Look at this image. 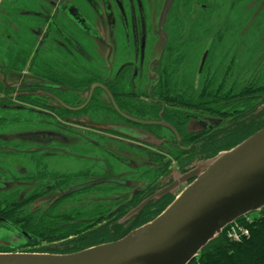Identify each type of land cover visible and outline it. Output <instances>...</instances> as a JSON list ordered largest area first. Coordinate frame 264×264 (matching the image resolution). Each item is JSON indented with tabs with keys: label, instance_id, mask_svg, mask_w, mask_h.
I'll list each match as a JSON object with an SVG mask.
<instances>
[{
	"label": "flooded vegetation",
	"instance_id": "obj_1",
	"mask_svg": "<svg viewBox=\"0 0 264 264\" xmlns=\"http://www.w3.org/2000/svg\"><path fill=\"white\" fill-rule=\"evenodd\" d=\"M255 2L0 0V126L27 128L19 146L3 147L0 134V157L9 156L0 160V226L27 245L66 246L25 252L68 254L123 238L181 187L156 193L264 127V86L239 90L237 61L208 62L211 53L242 49L224 39L260 33L264 0L263 19L246 31L240 12ZM139 170L144 188L128 173ZM109 189L124 193L114 211ZM95 194L106 200L59 212Z\"/></svg>",
	"mask_w": 264,
	"mask_h": 264
},
{
	"label": "water",
	"instance_id": "obj_2",
	"mask_svg": "<svg viewBox=\"0 0 264 264\" xmlns=\"http://www.w3.org/2000/svg\"><path fill=\"white\" fill-rule=\"evenodd\" d=\"M178 187L161 213L117 241L68 254L0 252V264H189L226 226L264 208V127L152 198Z\"/></svg>",
	"mask_w": 264,
	"mask_h": 264
},
{
	"label": "rangeland",
	"instance_id": "obj_3",
	"mask_svg": "<svg viewBox=\"0 0 264 264\" xmlns=\"http://www.w3.org/2000/svg\"><path fill=\"white\" fill-rule=\"evenodd\" d=\"M262 1V0H261ZM260 0H256L255 4L253 5V9L248 7V6H244L243 10H241L240 12L246 17L248 16V22L244 24L243 26V30L246 31L247 26H249V28L252 26L253 23H256L258 17H261L263 19V16H261L259 14V10L262 9V4L263 2H261ZM252 9V10H251ZM240 18H244L242 15L240 16ZM2 30V28L0 27V31ZM6 38H4L2 36V34L0 33V59L3 60V56L6 52V46H2L1 45H5L6 43ZM224 45H232V44H236V45H242V49L238 50V52L236 51L235 53H227L226 56H224L225 53H219V52H214L210 54L209 60L208 62H212V61H216L217 65L219 62H222L224 64H226L228 61L233 60L237 61L238 64V76H237V86L240 89L242 88H246L249 83H252L253 85V81L256 83H254L256 86V88L261 89V93H262V87L264 86V26H261V31L260 33L256 34L255 36H242L240 34V36H233L228 38L226 41L225 39L223 40ZM201 54V51H197V52H193L192 54V69L191 71H193L194 73L196 72L197 69V63H198V59L199 56ZM229 63V62H228ZM230 67L228 66V69ZM248 90H252V89H248ZM246 91V90H245ZM244 118V117H243ZM227 121L229 120L230 122V118H225ZM27 131L26 126H16V127H10L7 126L6 124L1 125L0 126V134H5L7 135V141H5V143L3 145V147H13L15 144L16 146H19L18 144H23V141H21L20 139H18V135L22 132ZM111 147H113L114 149H116L119 152H123L126 153L128 155H137L133 152H131L129 149L124 148L123 146L113 143H110ZM21 147V145H20ZM29 149H31L33 147V144H28ZM27 148V147H25ZM229 150V149H228ZM226 151V150H224ZM7 152V151H6ZM223 151L218 152L217 154H215L212 157H209L207 159H212L214 158L216 155H218L219 153H221ZM5 155V154H4ZM9 156L5 155V156H1L0 160H3L4 162H6L8 160ZM144 159V156L139 159L140 161ZM112 165L117 168L118 164L112 161ZM8 166V165H7ZM65 167V166H64ZM66 167H71V166H66ZM120 169H118L119 171ZM142 170H145V168H143ZM140 171H131L128 172L133 178L137 179L135 180L136 183L138 185H140L141 188H144L146 186V182L144 180H142V178L140 177ZM139 175V176H138ZM140 177V178H138ZM137 185V186H138ZM109 194H106L108 196V200H109V206L111 211H114L115 208L118 207V202L119 199L123 198V191H119V190H113V189H109ZM107 196H101L99 194H95V196L93 197H81L80 200L77 202V200L75 201V199H73V204H64L63 208L59 209V212H62L63 210H68L70 207L73 206H77V205H88V204H93L95 205L97 202H101V200H106ZM36 202L41 203L42 205V210L46 207V205L48 204V201H46L45 198H41L39 200H37ZM80 202V203H79ZM75 203V204H74ZM113 213H111L112 215ZM260 211L255 212V213H250L249 215H247L245 218H242V220L240 221V225L237 224V226H235V229L237 227H239L243 232L249 228V226L253 225V223L260 217ZM100 222V221H99ZM101 224H103V222H101ZM228 230V231H227ZM226 240L230 243L232 241H235L236 243H238L240 240L243 239V237L240 235V230L239 232L237 231V233L232 234L231 230L225 229L223 232ZM239 240V241H237ZM27 240L24 239L21 235H19L16 231H14L13 229L9 228V227H5V226H0V252H25L27 249H49L51 251H61L63 249H65L66 246L61 245V244H52L54 242L51 243H46L47 245H45V243H39V244H34V245H27ZM48 244H51L48 246ZM197 258V257H196Z\"/></svg>",
	"mask_w": 264,
	"mask_h": 264
},
{
	"label": "trees",
	"instance_id": "obj_4",
	"mask_svg": "<svg viewBox=\"0 0 264 264\" xmlns=\"http://www.w3.org/2000/svg\"><path fill=\"white\" fill-rule=\"evenodd\" d=\"M239 134L249 132L241 129ZM238 135V133H237ZM260 217L249 226L248 236L238 243L228 242L222 233L202 249L189 264H264V208ZM239 218L237 222H240Z\"/></svg>",
	"mask_w": 264,
	"mask_h": 264
},
{
	"label": "built area",
	"instance_id": "obj_5",
	"mask_svg": "<svg viewBox=\"0 0 264 264\" xmlns=\"http://www.w3.org/2000/svg\"><path fill=\"white\" fill-rule=\"evenodd\" d=\"M246 217V216H245ZM244 217V218H245ZM240 222H235V223H233V224H231V225H229L226 229H228L229 228V230H231V233L232 234H235V233H237V231L239 232V230H240V235L244 238V237H247L248 236V230L246 229L244 232L239 228V227H237L236 229H235V226H237V224H239ZM240 225V224H239ZM228 231V230H227ZM237 241H239V240H237ZM241 241V240H240ZM232 242H235V241H232Z\"/></svg>",
	"mask_w": 264,
	"mask_h": 264
}]
</instances>
